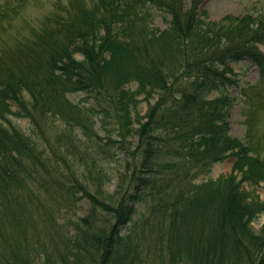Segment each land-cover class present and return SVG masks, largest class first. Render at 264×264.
Instances as JSON below:
<instances>
[{"label":"trees","instance_id":"1","mask_svg":"<svg viewBox=\"0 0 264 264\" xmlns=\"http://www.w3.org/2000/svg\"><path fill=\"white\" fill-rule=\"evenodd\" d=\"M202 1L59 0L25 26L22 0L0 8V264H264V155L231 134L229 92L234 63L264 76V10Z\"/></svg>","mask_w":264,"mask_h":264},{"label":"rangeland","instance_id":"2","mask_svg":"<svg viewBox=\"0 0 264 264\" xmlns=\"http://www.w3.org/2000/svg\"><path fill=\"white\" fill-rule=\"evenodd\" d=\"M22 1L24 7L22 8L20 14L14 16L15 26H25V23L38 25L40 20L55 8V4L59 0ZM60 1L64 3L67 2V0ZM18 2L21 3V0H0V8H9L12 4L15 5ZM203 10H205L209 15V20H219L227 14L240 15L246 11L254 13L263 11L264 0H203L200 6V12ZM151 12L153 20L150 23L152 26L162 30L169 26L170 16L157 10H153ZM260 47L264 51V43H262ZM234 67L236 72L234 78L238 79V83L229 88L230 95L233 98V107L231 109L230 117L231 134L241 138L255 150L264 155V76L261 75L259 68L249 61L234 63ZM214 94L215 93H212V95ZM71 97L74 100L79 101L85 100L87 95L72 94ZM147 107L148 104L146 102H143L140 105V109L143 114L146 112ZM12 120L17 125H20L27 133L35 135L33 130L35 129L39 136H43L39 133V129H37L31 119L12 116ZM44 131L46 133L45 137L51 139L50 130L48 128H44ZM101 132L103 133L102 130ZM40 139L44 146L47 147L49 155L54 159L55 157H58L54 154L53 149L48 147V142L44 139V137ZM128 140L135 141L136 138H128ZM50 141L53 145H55L54 140ZM113 150L117 151L115 149ZM107 161L108 160H106L103 165H105V172L107 171L112 177L110 189L113 190L117 182V169L120 166V155L116 159H110L108 162ZM232 163V157L226 158L225 160L216 163L213 166L212 171H210V173L206 176L217 178L221 174L230 171L232 169ZM86 172L88 173V171ZM202 176H204V174H202L201 177ZM258 190L261 198L264 200V183H261ZM81 205L82 207L80 206L77 210V216L85 214L88 202L84 200ZM64 216L67 218L69 216L74 217L75 214L73 212L68 215L64 213ZM58 220L63 222L60 215L58 216ZM263 223L264 215L253 222L255 230H259ZM38 260L41 264H45L46 255L41 254Z\"/></svg>","mask_w":264,"mask_h":264}]
</instances>
